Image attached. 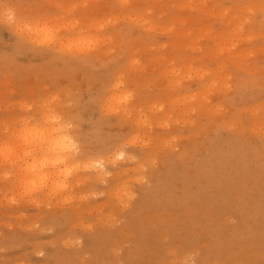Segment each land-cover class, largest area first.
Returning <instances> with one entry per match:
<instances>
[{"label": "rangeland", "instance_id": "rangeland-1", "mask_svg": "<svg viewBox=\"0 0 264 264\" xmlns=\"http://www.w3.org/2000/svg\"><path fill=\"white\" fill-rule=\"evenodd\" d=\"M58 4L88 5L73 17L81 26L91 22L95 29L111 19L108 45L93 58H65L20 43L0 21V137L7 126L15 133L29 117L40 118L29 107L39 93L43 100L59 97L47 129L64 124L77 142L114 150L129 131L121 123L125 116L109 115L98 101L133 91L135 119L141 114L147 122L138 131L150 147L139 163L126 152L115 162L119 169L106 162L67 177L66 195L77 197L72 205L38 208L0 179V264H155L165 258L264 264V0H0L28 13L41 10L29 5L54 10ZM122 4L132 7L122 11ZM8 11L0 7V16ZM79 38V29L62 33L65 42ZM174 61L186 72L178 93L180 80L170 87L163 78ZM193 62L224 69L228 86L217 90L211 107L191 104L196 92L188 91V76L197 74L187 68ZM117 79L120 90L112 87ZM66 114L73 116L71 129ZM35 160L42 157H26L24 166ZM60 166L71 162L43 169L62 181L67 169ZM128 170L141 178L128 195L121 190L119 202L100 196L106 187L113 193L116 177ZM177 249L178 256L168 257Z\"/></svg>", "mask_w": 264, "mask_h": 264}, {"label": "snow or ice", "instance_id": "snow-or-ice-1", "mask_svg": "<svg viewBox=\"0 0 264 264\" xmlns=\"http://www.w3.org/2000/svg\"><path fill=\"white\" fill-rule=\"evenodd\" d=\"M9 9L6 15L0 16V21L8 24L16 33L20 43L37 48L40 51L51 52L65 58H93L107 47L108 41L106 39L107 32L111 30L113 21L107 19L99 23L98 28H93L90 22L87 26H81L79 20H73L79 10L87 8L88 5L80 4H58L54 6V10L47 5H29L28 7H35L41 9L35 13H28L20 11L24 5H2ZM122 11L131 9V5L122 4L119 6ZM262 22H264V9L260 12ZM93 22H96L93 20ZM79 29V39L68 40L65 42L62 39V33H67ZM87 37V38H84ZM181 61H174L169 67L168 71L163 74V78L171 87L173 82L180 80V88L177 91H183V80L186 75L185 68L180 67ZM204 68L207 71H204ZM188 72H195L197 75L188 76L190 81H193L188 87V91H195L196 95L191 97V104L198 105L199 108L211 107L212 98L216 95L218 89L228 86L221 79L224 69L218 67L216 62H210L202 66L193 62L187 68ZM123 86L116 84L115 88L120 90ZM137 100V94L133 91H121L119 96L105 94L98 102L102 105V111L109 115L124 114L125 119L121 121L129 131L124 134L118 146L113 150L112 148H105L94 142H90L81 138L79 142L72 139L69 135L62 134V129H54L53 131L60 136L55 146H52L49 140L47 131L48 113L53 109L51 105L59 101V97L52 96L50 99L43 100L41 94L36 93L32 104L29 106L31 110L38 111L41 115L37 120L35 117H29L23 125H21L17 132L12 133L11 127L7 126V131L4 136L0 137V171L5 174L0 177L7 185L11 186V190L17 192L21 200H26L36 207L40 208L45 203L51 209L53 204L59 205L63 202L65 205L75 204L77 197L73 195L69 197L66 195L69 189V182L67 177L73 174H79L83 169L89 171L93 168H103L105 162L110 164L114 169H119L120 165L115 162L122 160L126 152H132L136 155L133 160L139 163V160L144 159L147 155V150L150 147L145 133L138 131L143 125L147 127L146 121H137L135 113L132 110V105ZM189 101L185 100V107L188 106ZM197 107L191 109L194 114ZM143 110H141L142 113ZM190 113H185L189 115ZM260 115L264 117V108H261ZM63 119L68 120L66 127L71 129L74 125L72 123L73 116L66 114L62 116ZM35 120L33 124L32 121ZM179 123V120H177ZM31 125V127H29ZM43 127L44 131L39 129ZM261 139L264 140V124L261 126ZM59 149V151H56ZM26 157H42L41 166H51L68 164L71 162V167L67 168L65 179L57 181L56 173L49 171L43 176L39 183L36 179H28L27 173L35 172V167L24 166ZM141 170H145L141 166ZM137 170L122 171L116 177V189L113 193H109L107 187L104 192L100 193L104 199H112L119 202L120 191L128 195L136 183L141 181V178L136 176ZM112 175V173H108ZM80 199H83L81 197ZM131 195L128 200L131 201ZM12 204L18 203L17 199L11 201ZM110 205H105L109 207ZM129 203H124L127 208ZM43 256V253H39ZM168 257L179 255V249L170 251ZM155 264H189L187 260L165 258ZM191 264H196L192 261Z\"/></svg>", "mask_w": 264, "mask_h": 264}, {"label": "bare ground", "instance_id": "bare-ground-1", "mask_svg": "<svg viewBox=\"0 0 264 264\" xmlns=\"http://www.w3.org/2000/svg\"><path fill=\"white\" fill-rule=\"evenodd\" d=\"M4 15V14H3ZM2 15V16H3ZM151 27V26H150ZM152 28V27H151ZM155 28V27H154ZM100 54V53H99ZM101 55V54H100ZM119 80L120 79H117L114 83V85L112 86L113 88L115 87V85L117 84V83H119ZM134 106V105H133ZM137 106H139V103L137 104ZM135 108V107H134ZM138 110V109H137ZM141 115V114H140ZM140 115L138 114V118H139V121H141V119H140ZM137 116V115H136ZM138 118H136V119H138ZM64 125V124H63ZM62 124H58L56 127H53V128H51L50 130L49 129H47V131H48V133H50V135H49V140H50V143H51V145L52 146H55L56 145V143H57V141L60 139V136L58 135V134H56L53 130L54 129H62L63 130V132H62V134H64V135H66V132L64 131V127H65V125L63 126ZM41 132H43L44 131V128H41V129H39ZM65 130H66V128H65ZM68 132V131H67ZM73 139V138H72ZM56 151H59V149H56ZM38 160H39V158H38ZM39 162V161H38ZM36 163V160L35 161H33V162H31L30 164H29V167H35V169H36V171L35 172H30L29 174L31 175V177H32V179H37V181H38V183H39V180L43 177V176H45L46 174H47V172H46V170L45 169H43V167H45V166H41V161L39 162V163ZM105 164H106V162H105ZM105 164H104V166H105ZM57 166V165H56ZM55 166V167H56ZM59 166V165H58ZM64 166V165H63ZM69 166V165H68ZM62 166H60V168L59 169H61L62 170V172H63V170L65 171L67 168H65V169H62L61 168ZM66 167H67V164H66ZM27 168H28V166H27ZM58 168V167H57ZM55 168H53V170H54ZM58 169V170H59ZM52 170V169H51ZM57 170V169H56ZM61 172V171H60ZM59 172V173H60ZM61 172V173H62ZM66 172V171H65ZM64 172V173H65ZM55 173H56V171H55ZM57 173H58V171H57ZM63 173V174H64ZM107 173V171L104 169V171H100V172H97V174H96V176H97V179H99V178H104V176H105V174ZM151 173V172H150ZM154 173V172H153ZM113 174V173H112ZM65 176H66V173L64 174ZM58 176V178H59V175H57ZM56 176V177H57ZM87 177V176H86ZM58 178H56V179H58ZM85 180H86V178H85ZM88 180V179H87ZM104 180V179H103ZM58 181H61L60 179H58Z\"/></svg>", "mask_w": 264, "mask_h": 264}]
</instances>
